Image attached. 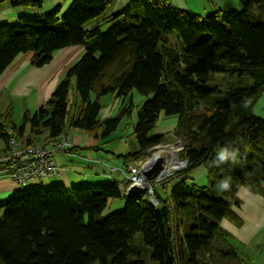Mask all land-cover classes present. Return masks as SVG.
<instances>
[{
  "label": "trees",
  "instance_id": "trees-1",
  "mask_svg": "<svg viewBox=\"0 0 264 264\" xmlns=\"http://www.w3.org/2000/svg\"><path fill=\"white\" fill-rule=\"evenodd\" d=\"M240 1L242 10L203 17L168 0H131L111 12L116 0H71L62 16L59 4L44 14L43 0H9L26 11L0 22V75L28 51L37 67L66 47L81 45L84 52L49 99L33 115L23 114V124L12 119L10 104L0 114V155L12 139L46 145L70 128L109 136L131 116L125 98L135 88L151 96L136 113L138 149L126 156L141 159L162 144L166 135L156 128L174 117L169 133L181 141L178 156L187 163L157 181L163 197L152 184L156 204L146 192L124 195L116 180L18 186L0 199V264H243L220 221L241 224L233 208L241 186L264 196V119L252 111L264 93V0ZM216 74L233 79L222 88L210 82ZM106 94L121 102L100 117ZM225 147L236 151L234 160L219 161ZM198 166L206 169L204 185L189 176ZM175 177L180 180L165 190ZM225 178L230 188L223 191L217 185ZM120 197L122 210L102 214L109 199Z\"/></svg>",
  "mask_w": 264,
  "mask_h": 264
},
{
  "label": "rangeland",
  "instance_id": "rangeland-1",
  "mask_svg": "<svg viewBox=\"0 0 264 264\" xmlns=\"http://www.w3.org/2000/svg\"><path fill=\"white\" fill-rule=\"evenodd\" d=\"M66 6H63L60 9V12L58 13L59 16H62V14L65 12L67 6L70 4L71 0H65ZM213 0H197V3L200 7L201 12L205 11L207 6L211 7V12L206 11L205 13H201L200 15L205 17L208 14H211L213 11H217L219 8H213L215 7L214 4H212ZM219 6H225L223 10H242L243 4L240 0H215ZM55 2H50V0H43L42 4V11H45L44 14L51 11ZM51 7L52 8H45ZM258 9V7L256 8ZM109 24L107 23L103 29H105ZM76 46L75 48L80 47ZM83 48V46H81ZM81 48V51L79 54H76L75 59L70 63L71 65L83 54V49ZM70 50V54L72 53V48H67ZM59 50L55 51L53 55H57ZM71 58H74L73 55ZM70 65V66H71ZM220 78H224L222 81H219ZM233 78L227 77V75L223 74H216L212 76L210 82H216L221 85L222 88L227 87V82ZM53 92V91H52ZM50 93V95L52 94ZM0 103H10V109L12 110V119L18 123L23 124V114L28 112L27 109H30L31 115L36 111L38 108L35 107V92H32L31 95H14V94H7V92L2 91L0 93ZM75 93L73 90L70 91V97L72 100L76 101ZM151 95H143L139 93L138 90L135 88L131 91V93L125 98V103H132L133 104V111L131 116L125 117L121 120L119 123L117 129L111 133V135L103 137V138H94L91 136L88 132L78 129V128H70V135L71 139L73 140V137L75 135H79L81 137L80 143L72 142L67 147V151L65 152H59L54 151L52 153L53 160L55 161V164L63 170L66 175L69 178V183L65 184L66 187H76L80 185H85L87 183H100V182H107L113 180L110 174H116V171H113V168L123 167L125 162L127 164L132 163H143L146 159L152 158L154 154L159 153L160 158L157 164H161L163 167L172 166V163L168 162L169 156L172 154L166 153L162 147H169L173 151H178L179 145L176 144L177 139H175L169 131L174 126V117L170 118L168 120H162L160 121V125L156 128V134L162 133L165 136V141L162 144H158L160 148L151 149L150 153L148 155H143L141 159L134 158L132 155L126 156L127 154L135 152V150L138 149V142L135 139V136L133 135L134 130V124L136 120V113L139 104L144 100L145 98H150ZM94 98V96H92ZM49 98L45 99V102ZM264 101V97H263ZM120 99H115L113 95L106 94L102 95L99 98V103L102 105L101 111H100V117L109 116L111 114H114L116 109L118 108L120 104ZM6 106V105H5ZM4 111V110H3ZM2 111V105L0 104V112ZM252 111L256 116H259L264 119V102L261 104L260 101L257 103H254L252 106ZM172 123V124H171ZM29 134V121L25 122V128H24V136ZM4 143L0 139V148L3 147ZM73 145V146H72ZM97 148V149H96ZM165 154L167 156V161L165 160ZM124 155V157H123ZM104 158L105 160H101L99 158ZM140 158V157H139ZM179 158V156H178ZM101 162L104 164L97 163ZM157 165L156 167L152 168V170L149 171V173L153 172H159L162 168V166ZM186 165V164H185ZM184 165V166H185ZM184 166L181 168L179 167L178 170H181ZM98 167V168H96ZM113 167V168H112ZM126 169V168H125ZM175 171V172H176ZM174 173V172H173ZM173 173H169L165 177L161 178V180L168 178ZM87 174L89 176L88 179L85 180ZM189 176L193 178V181L197 185H204L207 181V175H206V169L203 166H198L194 169H192L189 172ZM58 179V183H55V181ZM82 180V181H81ZM180 179L175 177L173 179H170L169 182L166 184V188L168 191H170L171 187H173L176 182H178ZM65 179L62 175L59 177H46L41 179L39 185L47 188L50 187L53 184H61L65 183ZM161 182V181H160ZM157 181H152V184L156 186V190L158 194L163 197V187L160 185L161 183ZM120 186L121 191L126 194V188L127 186L123 184V178L120 179L117 182ZM32 184H28V187H31ZM245 187V186H244ZM13 190H17L18 186L16 185L12 187ZM247 188V187H246ZM9 190L8 192H5L0 195V199H5L12 195L14 191ZM148 193L147 191H145ZM153 192V190H152ZM149 195V194H148ZM124 208V198H113L109 199L107 202V205L103 211L102 214H107L109 212H113L116 210H122ZM138 234H136L137 236ZM260 242V248H261V238L258 235L257 238L249 240V241H243L239 239L237 236L232 235L229 243L233 246L237 254L241 257V260L243 264H254V260L259 256V243ZM144 257L148 260L149 254H145Z\"/></svg>",
  "mask_w": 264,
  "mask_h": 264
},
{
  "label": "crops",
  "instance_id": "crops-1",
  "mask_svg": "<svg viewBox=\"0 0 264 264\" xmlns=\"http://www.w3.org/2000/svg\"><path fill=\"white\" fill-rule=\"evenodd\" d=\"M131 0H116V2L110 6L108 11H116L130 2ZM174 7L190 12H194L198 15L201 13H205L206 11L211 12V7L207 6L205 11L201 12L200 7L197 3V0H168ZM50 2H55L53 6L59 4L61 8L66 6L65 0H50ZM212 4L215 5L214 9L219 8L217 10L225 9V6H219L215 0L211 1ZM46 7L47 9L52 8ZM26 11L25 8H14L10 5L9 0H4L0 4V22L8 21L13 22L17 20V16ZM215 12V11H213ZM79 45H74L70 47H66L60 49L57 55H53L52 59L49 63L42 65L41 67H37L31 64V59L33 57V53L28 51L25 53L19 54L10 65L6 67V69L0 75V93L2 91H6L7 94L11 93L14 95H31L32 92H35V107H40L45 99L49 98L50 93L53 91L59 80L63 77L66 69L71 65L70 63L75 59L76 54H79L81 51V46L75 48ZM67 48H72V53L70 54V50ZM83 49V48H82ZM73 55L74 58H71ZM1 95V94H0ZM264 97V93H262L255 103L259 102L262 104ZM2 105V111L7 108L10 103H0ZM6 105V106H5ZM3 111V112H4ZM28 113H30V109H27ZM3 112H0L3 113ZM173 118V117H172ZM168 120V119H167ZM175 122V119H174ZM173 122V123H174ZM172 124V123H171ZM81 137L79 135H75L73 137L72 142L80 143ZM0 148L3 150L5 147ZM73 146V145H72ZM97 149V148H96ZM101 160H105L103 157L99 158ZM100 164H104L98 162ZM129 163V162H128ZM125 165L121 168H113V171H116V174H110L112 179L119 181L120 179L124 181V170ZM98 168V167H96ZM62 175L65 179V183H61L63 185L69 183V178L66 173L60 169L59 176ZM58 176V177H59ZM89 174H87L85 180H87ZM41 181V180H40ZM34 183L33 185H38L40 183ZM82 181V180H81ZM58 183V179L55 181ZM16 183L9 179L8 177H4L0 179V195L8 192L9 190H13V186L16 187ZM262 188L264 189V180L262 182ZM10 191V192H11ZM236 196L241 201L238 206H233L236 213L242 219L240 225H236L230 220L223 218L220 221L221 227L229 232L231 235L237 236L239 239L243 241H249L258 237L261 238V248L260 242L259 244V256L254 260V264H264V196L258 193H254L248 188L241 186Z\"/></svg>",
  "mask_w": 264,
  "mask_h": 264
},
{
  "label": "built area",
  "instance_id": "built-area-1",
  "mask_svg": "<svg viewBox=\"0 0 264 264\" xmlns=\"http://www.w3.org/2000/svg\"><path fill=\"white\" fill-rule=\"evenodd\" d=\"M71 141L70 132L67 130L57 139L49 140L46 145L23 146L19 141L12 139L7 151L0 155V179L8 177L21 187L37 183L46 177L59 176L60 168L55 164L52 153L65 152ZM149 160L150 158L143 163L126 165L123 181V184L127 186L126 191L130 186H136L140 192H152L151 182L148 185L143 178L148 169L150 171L161 164L156 163L145 170V167L150 164ZM154 173L151 175L147 173L146 177L150 179Z\"/></svg>",
  "mask_w": 264,
  "mask_h": 264
},
{
  "label": "bare ground",
  "instance_id": "bare-ground-1",
  "mask_svg": "<svg viewBox=\"0 0 264 264\" xmlns=\"http://www.w3.org/2000/svg\"><path fill=\"white\" fill-rule=\"evenodd\" d=\"M163 149H164V151L166 152V153H170V154H172L171 156H169V160H168V162H170V163H172V166H168L167 168L166 167H163L162 165V168H161V170L158 172H155L154 173V176L152 177V178H147L146 177V174L149 172V169L148 168H150L152 165H154V164H156L158 161H159V158H160V154L159 153H156V154H154V156L149 160V163L150 164H148L146 167H145V170H147V173L145 174V176H144V180H146V183H147V181L148 182H152V181H159L161 178H163V177H165L166 175H168L169 173H172V171L174 170V169H176V168H179L181 165V163L176 159V157H175V153H174V151L172 150V149H170L169 147H167V146H165V147H162ZM167 156L168 155H166L165 154V160L164 161H167ZM139 163H140V160H139ZM138 163V164H139ZM146 172V171H145Z\"/></svg>",
  "mask_w": 264,
  "mask_h": 264
},
{
  "label": "water",
  "instance_id": "water-1",
  "mask_svg": "<svg viewBox=\"0 0 264 264\" xmlns=\"http://www.w3.org/2000/svg\"><path fill=\"white\" fill-rule=\"evenodd\" d=\"M176 144L179 145V149L183 147V145H182V143H181L180 140H177V141H176ZM156 148H160V146L156 145V146L152 147L151 149H156ZM151 149H149V150H151ZM174 153H175V157H176V159L181 163V164H180V165H181L180 168H181L182 166H184V165L187 163V160L178 158V153H177V151H174ZM176 170H178V168L174 169V170L172 171V173L175 172ZM148 174L151 175V173H149V172H148ZM153 176H154V174L152 175V177H153ZM152 177H151V178H152ZM147 184L150 185V182L147 181ZM140 193H143V192H140V191L137 189L136 186H130V187L127 189V191H126V194H127L128 197H137V196L140 195ZM148 194H149V199H150V201H151L153 204H156V203H157V200L155 199V197H154V195H153V192H149Z\"/></svg>",
  "mask_w": 264,
  "mask_h": 264
},
{
  "label": "clouds",
  "instance_id": "clouds-1",
  "mask_svg": "<svg viewBox=\"0 0 264 264\" xmlns=\"http://www.w3.org/2000/svg\"><path fill=\"white\" fill-rule=\"evenodd\" d=\"M236 155H237V153L235 150L229 151V149L227 147H225L218 153V159H219V161H225L228 159L234 160ZM151 184H152V182H151ZM217 187L223 191L229 190L230 180L225 178L224 180L219 181Z\"/></svg>",
  "mask_w": 264,
  "mask_h": 264
}]
</instances>
